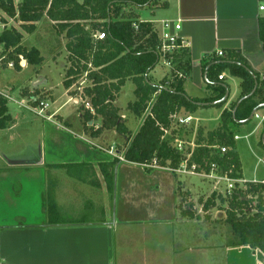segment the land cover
<instances>
[{
  "label": "crops",
  "instance_id": "0c3cea01",
  "mask_svg": "<svg viewBox=\"0 0 264 264\" xmlns=\"http://www.w3.org/2000/svg\"><path fill=\"white\" fill-rule=\"evenodd\" d=\"M262 5L264 0H158L152 7L136 9L138 21L151 22L159 36L162 34L163 20H180L182 27L178 33L188 45L175 52L174 67L185 74L183 88L190 99L203 103L202 99L216 96L221 85L227 87L226 93L229 91V96L224 105L201 106L194 112H187V115L194 118L193 121L203 122L207 126L205 120L209 114H213L214 119L218 121L217 127L223 111L231 109L243 97L242 77L233 74L230 64L223 63L242 64L238 62V58H242L250 70L264 73V44L260 32V22L264 18ZM220 51L223 52L222 55L219 54ZM10 63L6 68L14 67V62ZM159 63L164 64L162 58ZM157 66L150 74L153 82L160 84L169 73L161 71ZM158 70L160 78L154 74L159 73ZM221 74H224L223 79L219 78ZM168 77L166 79L172 76ZM83 80L84 83L89 82L81 87L84 91L82 99L88 101L85 87L90 81L87 77ZM76 81L68 89L64 86L63 93L67 95V101L82 100ZM126 84L129 85L130 99L136 87L131 80ZM39 85L34 87L39 88ZM126 88L125 85L121 94ZM0 91L9 95L12 93V90H4L1 87ZM73 94L76 98L70 96ZM56 100L57 97L48 100L50 106L47 110L50 112L46 117H42L45 131L39 157L21 160V163L10 162V168L40 167L50 170L54 177L58 176V170H63L52 167L55 165L91 164L95 173L96 170L100 171L97 164L112 162L116 155L109 149L113 145L103 148L99 144L108 143L105 137L108 130L95 138L85 131L75 134L70 129L73 127H66L58 120L59 117L63 118L60 115L61 106L51 108ZM25 101L27 100H23ZM211 109L213 112H210ZM257 112L264 114V108ZM122 116L127 118L124 113ZM253 120L257 124L251 132H262L264 121L256 117L248 122H241L236 130L247 128L248 123ZM11 122H15L13 117ZM207 130L211 129L207 126ZM122 138L125 139L126 135H122ZM111 143L115 145L116 142ZM121 152L117 150V154L120 155ZM114 171V220L111 213L94 221L51 220L38 224L22 217L23 223L15 220L14 224L0 223V264H264V252L260 249H253L249 245L229 246L226 235L220 237L218 242L212 240L210 244L208 235L215 231L202 217L188 219L180 215L177 207L180 201L177 180L169 168L147 171L141 164L122 159ZM90 177L81 182H89ZM101 178L104 180L102 174ZM103 182L106 188L105 180ZM5 189L4 197L9 201L11 185H6ZM13 192L17 193L15 187ZM56 195L58 196V193ZM55 202L58 207L57 204L61 201L56 197ZM3 205L7 215L11 212L15 214L14 208L13 211H8L9 205ZM39 211H43L40 205ZM31 215L30 213V217ZM177 224H181L178 226L183 229V234L182 238L177 236L174 240V226ZM148 235H154L158 240L157 247L139 250L138 245L136 247L134 243L150 239L146 238ZM176 240L180 242L177 243ZM184 251L191 255L182 256ZM193 252H196L194 256Z\"/></svg>",
  "mask_w": 264,
  "mask_h": 264
},
{
  "label": "trees",
  "instance_id": "16d2710c",
  "mask_svg": "<svg viewBox=\"0 0 264 264\" xmlns=\"http://www.w3.org/2000/svg\"><path fill=\"white\" fill-rule=\"evenodd\" d=\"M158 0H0V25H6L0 33L1 59L6 68L14 62L21 69L24 57L29 64L37 65L43 61L39 49H28L23 45L24 34L15 27H7L8 19L19 22L21 28L32 34L37 29V23L44 17L53 21L58 33L67 39L66 49L71 62L65 88L88 73L90 81L85 87L92 110L85 109L80 118L84 131L91 137H100L106 130H116L126 135V145L121 150L123 160L145 166L147 171L153 161L158 162L157 168L179 167L182 154L171 144V138H165V130L173 124V116L182 110L194 112L201 105L197 99H190L183 88L184 78L172 72L170 79L161 80V85L152 80L151 71L162 58L159 53L160 36L151 22H139L136 9L152 7ZM134 24H137L138 27ZM104 32L106 37L98 39L96 32ZM261 39L264 44V18L260 22ZM176 61L173 58V65ZM230 64L233 74L242 77V96L249 94L258 83L255 93L242 101L238 106L235 117L233 109L223 111L219 125L205 132L199 128L196 135L197 147L192 154V160L209 170V163H218L222 172L232 170V176L243 177L242 162L237 151L235 139L236 127L249 118L255 108H264V73L249 69L242 58ZM248 67V69L246 68ZM176 68V67H175ZM177 69V68H176ZM176 71H181L177 69ZM185 75V74H184ZM131 80L135 85V100L129 102L127 110L142 120L139 129L132 132L123 119L121 108L116 105L123 87ZM227 87L220 86L216 96L202 99V102L221 100L226 94ZM22 94L34 98L37 105L46 95L39 88L22 90ZM46 99V98H45ZM54 99V98H52ZM8 100L0 97V127L5 128L12 121L8 112ZM225 102L216 104L222 107ZM206 106V105H204ZM100 119L101 124L90 125L91 121ZM64 126L70 127V124ZM264 132V130H263ZM185 135V134H184ZM263 148V142L260 143ZM215 145L227 146L228 151L220 156L216 153ZM117 155L112 162L99 163L97 166L111 191L115 194V167L122 161ZM52 167L61 168L78 180H87L93 175L91 164H59ZM201 169V168H200ZM177 180V193L182 198L177 207L182 217L200 219L191 192L183 188L180 175L174 173ZM53 195V194H52ZM226 203L225 223L231 231L229 246L249 245L253 249L264 252V184L262 182H247L245 188H236L230 194L214 192L206 200H199L205 217L209 220L208 212L212 207ZM49 208L51 217L55 215V197L51 198ZM55 217H52L54 221Z\"/></svg>",
  "mask_w": 264,
  "mask_h": 264
},
{
  "label": "rangeland",
  "instance_id": "374dc122",
  "mask_svg": "<svg viewBox=\"0 0 264 264\" xmlns=\"http://www.w3.org/2000/svg\"><path fill=\"white\" fill-rule=\"evenodd\" d=\"M19 1L21 0H16V2ZM5 26L4 24L0 25V33ZM7 27H15L22 31L24 34L23 45L28 49L36 47L39 49L44 59L37 65L29 64L28 62L21 64V69H17L15 66L5 68L4 62H0V87L4 90H12L10 95L12 99L8 103V112L15 119V122H10L7 127H0V185L3 183V185L7 184L4 179L8 180V178H14L13 180H15L14 173L17 174L16 183H14L17 190L20 191L22 188L20 184L26 182V184H24L26 187L22 188V190L16 194L13 192L12 181L10 182L12 190L9 201L8 198L3 196L1 198L0 223L14 224V220L15 222L23 223V220L20 219L21 217L27 218V220H31L38 224L50 222L52 217H55L54 219L57 221H74L81 219L94 221L100 220L111 213L113 215L112 219L114 220L115 194L112 195L108 186L104 188L105 183L103 182V178H101L100 171L96 170L95 173L93 172L94 174L90 177V181L85 183L81 182V180L71 178L64 169L58 170V172L56 171L58 176L54 175V177H52L50 170L47 171L40 167L18 166L17 168H10L8 164L10 162L21 163V160L37 159L40 154L41 140L44 139V119L33 109L35 106L33 104L35 101L34 98L29 96H24L26 97L24 98L23 94L20 93L23 89L34 90V85H39V83H41L39 85L40 87L42 86L41 88L39 87L40 90L46 92V95H49L44 97V99L46 98L44 101H50L52 98L57 97V102L52 105L51 108L56 109L61 106L60 115L63 117L62 119L68 121L70 127H73L70 129L75 134L78 131H84L79 115L85 111L84 108L86 109V107L83 100L67 101L68 97L63 93V81L66 79V74L71 62L69 53L66 49L67 39L64 35L58 33L53 21L44 17L37 23V29L32 34L25 32L21 28L19 22L13 19H8ZM99 32L100 31L96 33ZM1 52L2 47L0 46V54ZM21 58L22 60L25 59L24 57ZM163 63V65L160 63L158 64V69L160 68V70L165 73L168 72V75L171 77L173 72L171 69L172 67L164 61ZM154 74L157 78H160V71ZM84 78H86L84 74L80 76L76 81V86H80L81 83H83V85L89 83H84ZM231 85L233 87L232 82ZM126 87L127 88L117 99L116 104L121 108V114L124 113L125 116H127V118L125 117L123 119H125L128 127L132 132H136L141 125L142 119L127 110L129 101L131 102L135 98L134 93H131L132 98L129 99V85L126 84ZM70 96L76 98L74 94ZM23 100L27 101L23 102ZM46 111L47 114L50 112H48V110ZM210 112H213V109H211ZM186 115L187 112L182 110L176 115L177 118H174L170 133L166 134L165 137H170L171 143H174V139L178 135L181 136L183 134H185L187 139L192 140L199 128H203L205 132H207V126L212 130V128L216 127L218 124L213 114H209L210 116L205 120L207 126H205L203 122L197 123L193 121L194 119L189 124H183L178 121L180 116L183 117ZM93 124L99 126L101 124L100 119L90 123V125ZM248 124L247 128H239L236 130V134L240 137V139L237 140V151L239 152L242 162L243 176L249 181L255 178L262 180L264 179V148L260 143L262 142L263 131L251 132L257 124L255 120ZM105 137L108 143L99 144L103 148H109L113 145L114 153H116L118 148L122 149L126 145V138L123 139L122 135L120 136L116 130H108L105 133ZM112 141L116 142L115 145L111 143ZM109 150H111V147ZM180 179L183 185H185L183 188L191 192L195 207L202 218H204L206 214H204L202 204L199 200L201 198L203 200L208 199L215 191L224 193L225 190L223 183L218 184L202 175L180 174ZM52 188L55 189L52 190ZM57 193L58 196L56 195ZM53 196L55 199L56 197L59 198L61 202L57 204L58 207L53 206L56 208V211H54L55 215L51 217L49 208L52 206L50 200ZM181 199L180 197V201ZM4 203L9 205L8 211L12 208L15 209L13 217L8 216L5 212ZM39 205L43 211H39ZM226 206V203L221 204L220 200H218L217 205L212 207L207 213L209 220H205V223L215 231L212 235H208L210 244L212 240H216L217 242L220 241V237L224 235L228 237V241L233 238L231 237L229 226L224 221L226 218ZM24 212H27V215L24 214ZM30 213L32 214L31 217ZM178 225L181 224L174 226V240L177 236L181 237L183 234V229ZM153 236L154 235H148L146 238L150 239H145V241L141 240L134 244L136 247L138 245L137 248L139 250L146 249L147 247L154 249L157 247L156 243H158V240ZM180 240H176V242L179 243ZM176 246L177 245H175V247ZM195 254L196 252H193V256ZM190 255L188 251H184L182 254V256Z\"/></svg>",
  "mask_w": 264,
  "mask_h": 264
},
{
  "label": "built area",
  "instance_id": "2783aa9c",
  "mask_svg": "<svg viewBox=\"0 0 264 264\" xmlns=\"http://www.w3.org/2000/svg\"><path fill=\"white\" fill-rule=\"evenodd\" d=\"M261 9H264V5L261 6ZM136 26V28L138 27L137 24H134ZM181 22L179 21H174L171 19H166L162 21V34L160 36V44H159V53L162 56L163 61L170 65L173 69L174 72H176L178 74L179 77L184 78V73L181 71H176L177 69L174 67L172 61L174 58V54L175 52L180 49V48H185L188 45V42L182 38L179 35V30H181ZM94 36L98 39H104L106 37L104 32H99V33H95ZM220 55L223 54L222 51L219 52ZM0 60H1V54H0ZM10 65H13V63H10ZM88 73H84V76L87 77ZM220 79L224 78V74H221L219 76ZM82 84L79 86L78 90L80 91V97L81 99L83 98L82 95L84 94L83 89H81ZM0 97H5L8 102L12 99L11 96L9 94H6L2 91H0ZM85 103V107L87 109H90L93 111L91 104L89 103V100L87 101L85 98L82 99ZM50 103L49 101H44L41 100L37 105H35L33 107L34 111L41 115L42 117H46L47 116V109L49 108ZM177 115V114H176ZM174 115V118H177V116ZM254 117L256 118H260L262 121H264V114H260L258 112L255 113ZM194 118L191 115H187V116H183V117H179L178 121L183 123V124H189L191 123V121ZM170 133V129L169 130H165V136L166 134ZM196 133L194 134V137L192 140H189L185 137V135H178L175 139H174V143H171L173 147H175L177 150H179L182 154V161L179 165L178 168L171 170L173 173H177L178 175L180 174H192V175H202L204 177L209 178L210 180H213L215 182H217L218 184L223 183L225 186V190L224 193L222 194H230L232 192V190L236 189V188H245L247 182H249V180L245 179V177H241V178H236L233 177L232 174V170L230 171H226V172H222V170L220 169V166L218 165V163L215 162H211L209 163V170H205L202 168L201 164L195 163L192 160V154L194 149L197 147V143H196ZM240 137L238 135L235 136V139L238 140ZM216 153H218L220 156H223L227 151H228V147L227 146H221V145H215L214 146ZM111 153H114V147L111 148L110 150ZM115 155L117 154L114 153ZM120 156V155H119ZM121 159H123L120 156ZM149 167H158V162L156 160L153 161V164L148 165ZM201 168V169H200ZM251 182H262L264 184V180H258V179H254V180H250Z\"/></svg>",
  "mask_w": 264,
  "mask_h": 264
},
{
  "label": "water",
  "instance_id": "95a60500",
  "mask_svg": "<svg viewBox=\"0 0 264 264\" xmlns=\"http://www.w3.org/2000/svg\"><path fill=\"white\" fill-rule=\"evenodd\" d=\"M26 62H27V61H26L25 59H23L21 64H24V63H26ZM240 65H242V64H240ZM242 66H245V65H242ZM246 68L248 69V67H246ZM257 87H258V83L256 82V83H255V87H254V89H253L249 94H247V95H245V96H243L242 98L239 99V101L237 102L235 108L233 109L234 117H235L236 110H237L238 106L240 105V103H241L242 101H244L245 99L251 97V96L255 93ZM228 96H229V91H227L226 95H225L221 100H217V101H214V102H203V103L198 102V104L201 105V106H204V105H206V106H209V105H216V104H218V103L225 102V101L227 100ZM259 108H260V107L255 108V109L252 111V113H251V115L249 116V118H247L246 120H243L242 122H248V121H250V120L254 117L255 113L259 110ZM91 123H92V121H91ZM262 142H263V144H264V133H263V136H262Z\"/></svg>",
  "mask_w": 264,
  "mask_h": 264
},
{
  "label": "flooded vegetation",
  "instance_id": "af4514ba",
  "mask_svg": "<svg viewBox=\"0 0 264 264\" xmlns=\"http://www.w3.org/2000/svg\"><path fill=\"white\" fill-rule=\"evenodd\" d=\"M13 175L15 176V180H13L14 178H11V177H10L11 179L8 178V180H7V179L4 180L7 184L3 185V184H4V183H3V184L0 185V201H2V200H1L2 196L4 197V189H5L6 185H9L10 182L12 181V182H11V183L13 184L12 187H13V188L15 187V184H14V183H16L15 181H16V179H17V177H16L17 174L14 173ZM24 184H26V182H24L23 184L21 183L20 186H22V188H25L26 186H25ZM15 188H16V187H15ZM22 188H21V190H22ZM5 190H6V189H5ZM21 190H20V191H21ZM16 191H17V192H20V191L17 190V189H16ZM26 192H27V190H26ZM1 204H2V203H1ZM1 204H0V208H1ZM25 213H26V212H24V214H25ZM26 215H27V214H26ZM8 216L13 217L14 215L11 213V214H9ZM21 218H22V217H21ZM21 218H20V219H21Z\"/></svg>",
  "mask_w": 264,
  "mask_h": 264
}]
</instances>
